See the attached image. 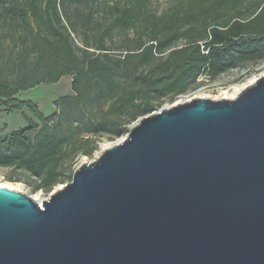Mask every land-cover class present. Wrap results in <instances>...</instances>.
Returning <instances> with one entry per match:
<instances>
[{"label": "water", "instance_id": "1", "mask_svg": "<svg viewBox=\"0 0 264 264\" xmlns=\"http://www.w3.org/2000/svg\"><path fill=\"white\" fill-rule=\"evenodd\" d=\"M0 264H264V75L143 117L43 206L0 186Z\"/></svg>", "mask_w": 264, "mask_h": 264}, {"label": "trees", "instance_id": "2", "mask_svg": "<svg viewBox=\"0 0 264 264\" xmlns=\"http://www.w3.org/2000/svg\"><path fill=\"white\" fill-rule=\"evenodd\" d=\"M148 2L0 0V106L26 108L40 123L25 117L29 127L0 138V168L35 180L10 182L68 184L76 159L92 157L105 137L128 134L201 77L264 61V0H175L161 14ZM65 76L73 93L50 116L17 99Z\"/></svg>", "mask_w": 264, "mask_h": 264}, {"label": "rangeland", "instance_id": "3", "mask_svg": "<svg viewBox=\"0 0 264 264\" xmlns=\"http://www.w3.org/2000/svg\"><path fill=\"white\" fill-rule=\"evenodd\" d=\"M123 1L124 0H102L101 6H105V4L113 5L116 3H123ZM174 2L175 0H149L148 8L150 11L156 14H161L171 5H173ZM79 9L82 12H87L82 5L79 6ZM73 38L76 44L81 46L80 37L74 34ZM263 75L264 61L237 67L231 72L223 74L216 79H207L206 77H201L200 81H202V83L194 85L185 94L177 97L172 103L163 104L159 111L163 110L164 108L169 109L175 105L187 103L198 98H207L210 100L225 99L226 96L233 95L236 90H240L241 93L248 86L252 85L251 82L253 80L256 82ZM71 82L72 78L65 76L57 84H44L34 89L21 92L17 96V99L24 102H33L38 106L42 114L45 116H50L56 111L54 101L61 97L72 95L73 92L71 89ZM151 114L152 113L149 115ZM25 117L31 119L35 124H40L34 115L26 108L23 110L7 112L3 107L0 106V138L6 137L13 131L29 127ZM36 132L37 130L33 129V131H31L29 134L32 135ZM126 136L127 134L119 138L108 139L105 137L102 139L100 142L99 151L95 152L92 157L80 156L76 159L73 167V174L83 164L92 163L97 160V158L101 156L103 150L106 148L120 144L126 138ZM11 177L20 178L21 180L30 182L32 184H34L35 180L25 173L0 168V186L25 193L33 198V200L38 202L40 206H43V203L49 200L54 192L66 185L59 184L50 191H46L45 189L36 190L34 189V186H28L23 182H10L9 178Z\"/></svg>", "mask_w": 264, "mask_h": 264}, {"label": "bare ground", "instance_id": "4", "mask_svg": "<svg viewBox=\"0 0 264 264\" xmlns=\"http://www.w3.org/2000/svg\"><path fill=\"white\" fill-rule=\"evenodd\" d=\"M254 82H255V80H253V81L251 82V84L253 85ZM239 93H240V90H236V92H235L233 95H231V96H226L225 99H235V98L239 95Z\"/></svg>", "mask_w": 264, "mask_h": 264}]
</instances>
